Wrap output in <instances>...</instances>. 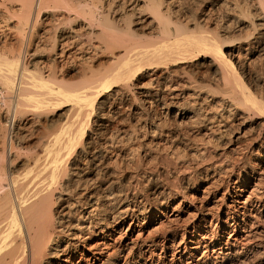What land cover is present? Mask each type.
Wrapping results in <instances>:
<instances>
[{"label": "bare ground", "instance_id": "obj_1", "mask_svg": "<svg viewBox=\"0 0 264 264\" xmlns=\"http://www.w3.org/2000/svg\"><path fill=\"white\" fill-rule=\"evenodd\" d=\"M111 1L0 0V264H244L250 254L264 264V87L251 85L261 84L264 0H233L215 29L209 20L222 0L191 8L192 26L179 0H134L143 14L135 25L125 2ZM240 22L251 33L236 42ZM217 95L229 96L226 108L223 98L209 102ZM151 105L177 108L176 125L188 119L207 136L191 154L210 161L168 192L159 172L149 170L150 187L140 172L127 185L107 160L121 139L107 121L124 110L149 115ZM251 116L260 121L247 131ZM29 123L58 125L21 164ZM247 133L246 166L231 183L221 174L236 148H218Z\"/></svg>", "mask_w": 264, "mask_h": 264}, {"label": "rangeland", "instance_id": "obj_2", "mask_svg": "<svg viewBox=\"0 0 264 264\" xmlns=\"http://www.w3.org/2000/svg\"><path fill=\"white\" fill-rule=\"evenodd\" d=\"M180 2L179 3H177V4H180V6L183 8V15H184V17H185V20L186 21H190V23H191V26H192V23H194V22H191V21H193L192 19V16H190L191 15V13H190V9L192 8H194L195 6H198V4H206L207 3V5H209V3L212 1V0H179ZM111 2H114L115 3V5H116V7H120L121 6V4L123 3V2H125L124 3V5L123 6H125L123 9H126V7H128L126 10H128V11H130V14H135V16H133V19L135 20V22H134V25L135 24H137V19L138 18H140V17H142L141 15H143L142 14V12H141V7H142V3H139V5L137 6H135V7H133L134 6V0H112ZM233 0H222V1H220L214 8H213V11L214 12H212V16L210 17V20H209V23H210V27H211V29H215L216 28V26H217V24L219 23V22H222L223 21V17L225 18L226 17V15H227V11H229V12H233L236 8H235V6L233 5ZM133 5H132V4ZM242 5H244L245 4V2H242L241 3ZM230 6V8H232L231 9V11L229 10V9H227L229 6ZM227 6V7H226ZM131 7H133V8H131ZM136 8V9H135ZM226 8V9H225ZM134 9V10H133ZM133 10V11H132ZM115 11H116V9L115 10H113L112 12H114L115 13ZM131 11L133 12V13H131ZM189 12V13H188ZM114 13H112V15H114ZM121 14L122 13V10L120 11H116V14ZM118 14V15H119ZM190 14V15H189ZM225 15V16H224ZM147 18V17H146ZM191 18V19H190ZM222 20V21H221ZM150 22V19L148 18V21H147V24ZM147 24H145V27H146V25ZM235 26V30L233 29V34H231V38L232 39H236V42H238V41H241V40H244L250 33H251V30H250V28L246 25V23H244V22H240V23H237V24H235L234 25ZM137 28H139V25L137 26ZM256 57H257V55H254V56H252V59H256ZM256 70L257 71H259V74L261 75H259L258 73V75H259V77H261L259 80V82H261V84L260 85H262V86H260L259 85V83H257V85L256 84H251L252 86L254 85L255 86V88H254V86L252 87V90H254V91H256L257 90V88L258 89H260V87L262 88V87H264V59H263V61L261 60H259L258 61V63H257V68H256ZM256 71V72H257ZM229 96H222V95H217V97L216 98H213L212 99V97H209V102L210 103H212V104H214V106H216V104L218 103V100H220L221 98H223L224 100L222 101V102H220V105H219V108H223V107H227L228 106V104H229V101H230V98H228ZM217 99V100H216ZM213 101V102H212ZM216 101V102H215ZM227 101V102H226ZM224 102H225V104H224ZM155 106V105H154ZM221 106H223V107H221ZM118 107H119V105H118ZM122 108H121V110H123V106H121ZM152 107V105L150 106V108ZM3 108V106H1V104H0V110ZM126 108V107H125ZM124 108V109H125ZM149 108V109H150ZM219 108L217 109V107H215V109H217V110H219ZM155 110V107H153V108H151V110H149L150 111V113H149V115H146V114H136V115H133V116H131V115H129V113L127 114L126 112V110H124V112H120L119 113V115L117 114L115 117H114V120L112 119V121H107L108 122V124H106V125H108V127H110V129H109V131L111 132V133H113L116 137H118V138H121V139H116V140H118V142H117V144H116V142L114 143L115 145H112V147H115V146H117V147H115L114 149L113 148H111L109 151L110 152H108L107 153V156H108V158H107V160H108V162H110V164L111 165H113V167L114 168H118V170L119 169H121L120 170V172H122V170H124L123 171V173L125 174V179L126 180H128V178H131L132 179V177L133 176H136V174L138 173V172H140L141 174L143 173L144 174V177L143 176H141V178L143 177V179H142V182H144L145 181V183H146V185H147V182L146 181H148V185H147V187H150V185L149 184H151V183H149V182H151L150 181V179L148 178V174L152 171V172H156V173H158V174H160L161 175V180H162V182L165 184V185H168V186H166V188H167V192H168V189L170 188V186L171 187H173V185H175V183H176V185H178V184H181L183 181L182 180H180V179H182V178H188L187 177V175L189 174V175H192V174H194L197 170H201L202 169V167L203 166H205V163L206 162H208V161H210V159H209V157L206 155H200V157L199 156H197L198 158H196V157H194V156H192V152H191V150H192V148L194 147V146H196V145H202L203 144V142L205 141L206 142V139L205 138H207V136H205V133L204 132H206L203 128L201 129H199V126H194L192 123H190L191 121L190 120H186L187 122H184V124H181V125H179V124H175L174 123V121L172 120L173 119V116H174V114L176 113V111H177V108H174V109H171L170 111H169V114H167V113H163L162 114V112L161 111H157V113H154V110ZM126 111V112H125ZM153 111V112H152ZM128 116H127V115ZM156 114H157V116H156ZM167 114V115H166ZM142 117H141V116ZM151 115V116H150ZM153 115V116H152ZM122 117H123V119H122ZM126 117V118H125ZM143 117H144V119H143ZM233 117V116H232ZM238 117V118H237ZM237 117L236 116H234V120H236L238 123L239 122H241L240 120H239V115H237ZM129 118V119H128ZM137 118V119H136ZM147 119V120H146ZM161 119V120H160ZM165 121H164V120ZM231 119V118H230ZM256 118L254 117V116H251L250 118H248L247 120H248V122L246 123V126H245V129L247 130L248 128H249V130H247V131H250L251 130V128H253V127H256V123H258L260 120L259 119H256ZM93 120V119H92ZM95 120H96V118H94V122H95ZM120 120V122H117V121H119ZM162 121V122H160V121ZM213 120V122L214 121H218L217 120V118L216 119H212ZM147 123H146V122ZM171 121V122H170ZM94 122H92L93 124L91 125V126H93L95 123ZM137 122V123H136ZM141 122V123H140ZM159 123L160 124V126L156 129L155 127H153V124L154 123ZM169 122V123H168ZM115 125H114V124ZM143 123V124H142ZM164 123V124H163ZM168 123V124H167ZM174 123V124H173ZM186 123H188V124H186ZM30 124V125H29ZM28 124V126H29V128H28V126L26 125L25 127V129H23V132H24V134L27 136V134L28 133H26L27 131L29 132V135L31 134V136H28V138L26 139H23V140H21L20 141V145H19V155L21 156L19 159H20V161H21V164H22V161H27V158H29L31 155H33V153L32 152H34L35 153V151L36 152H40L41 151V147L40 146H38V144H37V141H38V139L40 138V134H42V132H43V130L45 129H47V130H49L50 128L52 129V130H54L55 128V126H57V125H55V126H46L45 124H43V123H40V124H37V125H34V126H32V124L31 123H29ZM43 125V126H42ZM97 125V124H96ZM140 125V126H139ZM145 125V126H144ZM161 125H163V126H165V127H163V126H161ZM172 125V126H171ZM239 125V124H238ZM133 128H131V127ZM113 127V129H111ZM115 127V128H114ZM142 127V128H141ZM147 127V128H146ZM163 127V128H162ZM31 128H34V129H32V133L28 130V129H31ZM117 128V129H116ZM50 129V130H51ZM57 129V128H56ZM118 129H121V130H118ZM134 131V129H135V131L134 132H132V130ZM147 129V130H146ZM25 130V131H24ZM33 130H34V132H33ZM36 130V131H35ZM44 130V131H45ZM49 130V131H50ZM114 132H113V131ZM136 130H137V132H136ZM139 130V131H138ZM153 130V131H152ZM161 130V131H160ZM130 131V132H129ZM127 132H129V133H127ZM141 132V133H140ZM154 132V133H153ZM133 133H136V134H133ZM138 133V134H137ZM204 133V134H203ZM147 134V135H146ZM178 134V135H177ZM207 134H209L208 132H207ZM122 135V136H121ZM131 135V136H130ZM250 134H245L244 136H241L240 137V140H237V142L235 143V144H232V145H230V144H227V145H223V143L219 146V148L218 149H220V150H224V149H231V148H236L235 149V153H234V151L231 153H229V156L227 157V159H226V162H227V164H229V170L230 169H232V170H230L229 171V173L227 174L226 172L225 173H222L221 175H223V176H225V178H226V181H228V179H232V181H231V183H234V181H236V179H237V176H238V173H239V170L241 169H243L244 168V166H246V160H245V158L243 159L242 158V155H241V153L243 154V152L245 151L244 150V148H245V145H247L248 143H249V141H247L248 140V138L250 137L249 136ZM124 136V137H123ZM135 136H136V138H135ZM144 136V137H143ZM153 136V137H152ZM36 137H37V139H36ZM130 137H132V139H129ZM142 137V138H141ZM175 137V138H174ZM181 137V138H180ZM124 138H125V143L123 142L124 141ZM127 138V139H126ZM174 138V139H173ZM244 138V139H243ZM29 139V140H28ZM134 139V140H133ZM202 139H204V141L202 140ZM245 139H246V141H245ZM128 140H130V141H128ZM138 140V141H137ZM139 140H140V142H139ZM182 140V141H181ZM26 141V142H25ZM36 141V143L34 144V142ZM119 141H121L122 142V144H121V142H119ZM136 142V143H134V142ZM155 143H154V142ZM242 141V142H241ZM131 144H130V143ZM133 142V143H132ZM153 144H152V143ZM204 142V143H205ZM208 142V141H207ZM142 143V144H141ZM202 143V144H201ZM26 144V145H25ZM125 144V145H124ZM128 144V145H127ZM147 144V145H146ZM194 144V146H192ZM240 144V145H239ZM245 144V145H244ZM124 145V146H123ZM133 145V148L135 147V148H138L137 149V151L139 152V153H135L134 151H136L135 150V148H134V151H133V153H132V149L131 148H129L130 146H132ZM143 145V146H142ZM144 145H146V146H144ZM236 145H238V146H236ZM30 146V147H29ZM33 146V147H32ZM121 146V147H120ZM127 146V147H126ZM167 147H169V148H167ZM175 147V148H174ZM177 147V148H176ZM180 147H181V149H180ZM192 147V148H191ZM202 147V146H201ZM238 147H240V148H238ZM35 148V149H34ZM122 148V149H121ZM141 148V149H140ZM172 148V149H171ZM128 149V150H127ZM129 149H131V150H129ZM149 149V150H148ZM152 149V150H151ZM175 149V150H174ZM188 149V150H187ZM240 149V150H239ZM243 149V150H242ZM35 150V151H34ZM113 150V151H112ZM124 150V151H123ZM177 150V151H176ZM128 151V152H127ZM131 151V152H130ZM136 151V152H137ZM177 152V154H176V152ZM188 152V153H186V152ZM239 151V152H238ZM112 152V153H111ZM116 152L119 154V156L118 155H116ZM124 152V153H123ZM127 152V153H126ZM181 152H185L186 154H187V156L185 157H181ZM32 153V154H31ZM128 153H130L129 155H128ZM135 153V154H134ZM170 153V154H169ZM180 153V154H179ZM31 154V155H30ZM124 154V157L122 156ZM127 154V155H126ZM141 154V155H140ZM140 155V156H139ZM157 155V156H156ZM165 155V156H164ZM172 155V156H171ZM177 155V156H176ZM118 156V157H117ZM128 156V157H127ZM132 156V158H130ZM135 156V157H134ZM136 156H137V158H136ZM168 156H169V159L170 160H167L168 159ZM181 157V159H180V157ZM121 157L122 158H124L123 159V161H122V159H121ZM128 158V159H126L125 160V158ZM141 157H143V158H141ZM156 157V158H155ZM166 158V159H165ZM195 158V159H194ZM117 159V160H116ZM121 159V160H120ZM136 161H135V160ZM140 159V160H139ZM143 159V160H142ZM173 159V160H172ZM176 159V160H175ZM181 161H180V160ZM198 159V160H197ZM165 160H166V162L167 163H165ZM185 160V161H184ZM197 160V161H196ZM245 160V161H244ZM141 161V162H140ZM143 161H144V163H143ZM169 161V162H168ZM173 161V162H172ZM176 161V162H175ZM213 161V160H212ZM126 162V163H125ZM199 162V163H198ZM200 162H203V164L202 163H200ZM229 162V163H228ZM129 163V164H128ZM139 163H141L140 165H139ZM186 163V164H185ZM197 163V164H196ZM234 163V164H233ZM239 163V164H238ZM135 164V165H134ZM147 164H148V166H147ZM201 166H200V165ZM0 165H1V163H0ZM7 165V164H6ZM20 165V164H19ZM139 165V166H138ZM188 165V166H187ZM150 166V167H149ZM175 166V167H174ZM197 166V167H196ZM8 167V166H7ZM6 167V169H8ZM17 167H19V166H17ZM121 167V168H120ZM139 167V168H138ZM262 168L261 169H263V167L264 166H261ZM0 168H1V166H0ZM141 168V169H140ZM187 170H186V169ZM148 169V170H147ZM151 169V171H149ZM155 171H154V170ZM185 169V170H184ZM159 170V171H158ZM235 172H234V171ZM6 171V170H5ZM142 171V172H141ZM149 171V172H148ZM186 171V172H185ZM233 171V172H232ZM237 171V172H236ZM145 172H146V174H145ZM175 172V173H174ZM181 172V173H180ZM190 172V173H189ZM230 172H231V176H230ZM241 172V171H240ZM165 173H167V174H165ZM184 173H185V176H184ZM127 174V175H126ZM130 174V175H129ZM134 174V175H133ZM183 174V175H182ZM227 174V175H226ZM133 175V176H132ZM131 176V177H130ZM165 176V177H164ZM179 176L181 177V178H179ZM173 177V178H172ZM219 177H220V175H219ZM219 177H218V175L216 176V177H214L215 178V182H216V180H217V182H216V184H218V182L220 183V180H219ZM232 177V178H231ZM166 178V179H165ZM168 178V179H167ZM131 179H129L127 182H125L127 185H128V183H129V181L131 180ZM185 179V180H186ZM176 180V181H175ZM166 183H165V182ZM182 181V182H181ZM213 181V180H212ZM167 182H168V184H167ZM173 182V183H172ZM145 183H143L144 184V186H145ZM170 185V186H169ZM219 185V184H218ZM65 199L66 198H68V196H67V194H65L64 196H63ZM152 197V196H151ZM178 198H180V196H177V199ZM64 202H62L61 204H59V205H57L56 206V208L59 210V208H60V210L59 211H61V210H63L68 204H67V202L66 203H64ZM171 205H172V203H171ZM62 208V209H61ZM171 211V210H170ZM256 213V212H255ZM186 216H188V215H186ZM186 216H185V218H186ZM128 220L130 221V217L128 218ZM257 221H258V223H260L261 225H263L264 226V216L263 217H261V218H258L257 219ZM260 221V222H259ZM232 232L231 230H228V231H225V233L223 234V237L224 238H227L228 237V235L230 234V233ZM264 235V234H263ZM181 237V235H179L178 236V238L177 239H181L180 238ZM234 250V249H233ZM232 250V252H234ZM264 255V254H263ZM250 257H251V259L249 258V260H247L246 261V263H248V264H258V263H260V261L258 260V259H260V255H258V257L257 256H255V255H253V254H250ZM256 259V260H255ZM246 263H244V264H246ZM212 264H214V263H212ZM227 264H232V263H227ZM233 264H243L242 262L240 263V262H234Z\"/></svg>", "mask_w": 264, "mask_h": 264}]
</instances>
